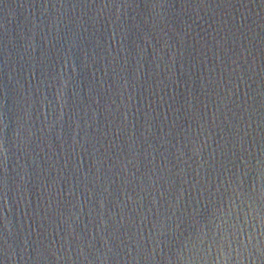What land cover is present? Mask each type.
Masks as SVG:
<instances>
[{
	"label": "water",
	"instance_id": "95a60500",
	"mask_svg": "<svg viewBox=\"0 0 264 264\" xmlns=\"http://www.w3.org/2000/svg\"><path fill=\"white\" fill-rule=\"evenodd\" d=\"M0 264H264V0H0Z\"/></svg>",
	"mask_w": 264,
	"mask_h": 264
}]
</instances>
